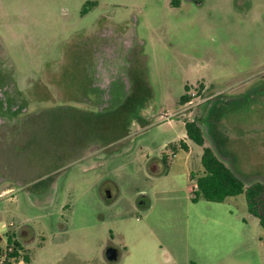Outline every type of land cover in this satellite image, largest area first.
Wrapping results in <instances>:
<instances>
[{
  "label": "rangeland",
  "instance_id": "374dc122",
  "mask_svg": "<svg viewBox=\"0 0 264 264\" xmlns=\"http://www.w3.org/2000/svg\"><path fill=\"white\" fill-rule=\"evenodd\" d=\"M127 95L128 134L88 140L87 113ZM190 119L246 186L264 182V0H0V264H127L104 255L127 241L148 264H264L244 193L191 200Z\"/></svg>",
  "mask_w": 264,
  "mask_h": 264
},
{
  "label": "trees",
  "instance_id": "16d2710c",
  "mask_svg": "<svg viewBox=\"0 0 264 264\" xmlns=\"http://www.w3.org/2000/svg\"><path fill=\"white\" fill-rule=\"evenodd\" d=\"M133 99L134 97L128 96L123 103L111 112L109 111L108 116H104L107 119H103V114L88 112L87 115H91V117L88 116L89 125L85 134L88 136V140L97 141V139L107 136L108 140L104 141L107 144L125 137L128 134V126L132 119H125L124 112L128 108H131L132 105L129 104L133 102ZM188 99L189 96L184 93L179 101L183 103ZM184 126L186 137L202 148L200 163L203 173L194 179L196 187L191 191L193 193L191 200L193 202L199 199L223 202L228 197L244 193L248 212L258 219L260 226L264 230V182L255 181L246 186L242 178L219 157L218 153L212 148L204 146L203 133L197 121H186ZM79 135L80 140L77 145L81 149V143L85 139H82L83 135L80 133V130L78 132ZM66 139L68 140V138ZM181 145L183 148H186L184 143ZM190 177L191 179L193 178L192 174H190ZM7 236L8 247L11 249L8 257H20V251L22 250L20 242L12 236ZM1 252L2 248L0 247V255ZM23 258L26 262L29 261L28 257L24 256Z\"/></svg>",
  "mask_w": 264,
  "mask_h": 264
},
{
  "label": "crops",
  "instance_id": "0c3cea01",
  "mask_svg": "<svg viewBox=\"0 0 264 264\" xmlns=\"http://www.w3.org/2000/svg\"><path fill=\"white\" fill-rule=\"evenodd\" d=\"M104 48H110V47H104ZM107 78H108V76L103 78V83L101 84L102 86L108 87V84H110V81ZM125 91H126V93L128 92L127 86H125ZM185 136H186V133L184 131L182 136H181L182 139L185 140ZM195 187H196V183L192 187H190V189L192 190ZM8 190H9V188L4 189L3 192L8 191ZM145 201H146V203L142 204V205H145L147 207H151V203L149 201H147L146 199H145ZM6 223L7 222L3 221L2 218L0 217V235H1V231L5 230ZM139 241H140V239H139ZM130 245H131V243L129 241H127L123 244V251L120 252V258L119 259H123L124 263H127V264H131L133 262H136V264H148V257L150 256V254L148 252L147 253L144 252V250L132 251L130 248ZM131 247H132V245H131Z\"/></svg>",
  "mask_w": 264,
  "mask_h": 264
},
{
  "label": "flooded vegetation",
  "instance_id": "af4514ba",
  "mask_svg": "<svg viewBox=\"0 0 264 264\" xmlns=\"http://www.w3.org/2000/svg\"><path fill=\"white\" fill-rule=\"evenodd\" d=\"M101 43H104V42H100L98 45H96L95 47L93 46H91V45H88V48H99L100 46H101ZM99 62V61H98ZM106 66L104 67V65L103 64H99L98 66H97V71H95L96 72V74L94 73V80L90 83V86L91 87H95V88H100V86H101V79L102 78H105V77H107L106 75H107V72H106ZM96 75V76H95ZM103 82V81H102ZM136 83H134L133 85H135ZM132 89H131V91L133 92V91H136V89H135V86H133V87H131ZM131 93V92H130ZM128 95H129V93H128ZM128 95L126 96V98L128 97ZM125 100V99H124Z\"/></svg>",
  "mask_w": 264,
  "mask_h": 264
},
{
  "label": "water",
  "instance_id": "95a60500",
  "mask_svg": "<svg viewBox=\"0 0 264 264\" xmlns=\"http://www.w3.org/2000/svg\"><path fill=\"white\" fill-rule=\"evenodd\" d=\"M146 201L142 200L140 204H145ZM105 258L109 262H116L120 258V254L118 249L115 246H107L105 251H104Z\"/></svg>",
  "mask_w": 264,
  "mask_h": 264
},
{
  "label": "built area",
  "instance_id": "2783aa9c",
  "mask_svg": "<svg viewBox=\"0 0 264 264\" xmlns=\"http://www.w3.org/2000/svg\"><path fill=\"white\" fill-rule=\"evenodd\" d=\"M186 102L187 103H191V101L189 99ZM189 121H194V120L193 119H190ZM184 124H185V122H184Z\"/></svg>",
  "mask_w": 264,
  "mask_h": 264
}]
</instances>
